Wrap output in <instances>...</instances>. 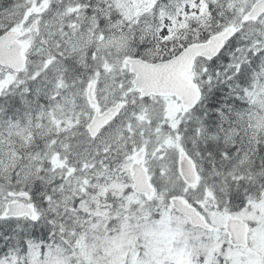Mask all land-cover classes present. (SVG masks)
<instances>
[{
  "label": "snow or ice",
  "instance_id": "snow-or-ice-1",
  "mask_svg": "<svg viewBox=\"0 0 264 264\" xmlns=\"http://www.w3.org/2000/svg\"><path fill=\"white\" fill-rule=\"evenodd\" d=\"M0 264H264V0H0Z\"/></svg>",
  "mask_w": 264,
  "mask_h": 264
}]
</instances>
